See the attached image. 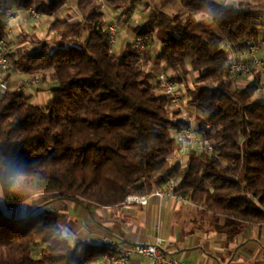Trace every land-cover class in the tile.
Segmentation results:
<instances>
[{
    "label": "trees",
    "instance_id": "16d2710c",
    "mask_svg": "<svg viewBox=\"0 0 264 264\" xmlns=\"http://www.w3.org/2000/svg\"><path fill=\"white\" fill-rule=\"evenodd\" d=\"M107 1L115 9L127 6L128 17L144 0ZM10 2L49 16L69 0H0V10ZM158 2L132 31L160 40L156 63L177 72L166 74L170 80L183 81L181 71L198 74L189 103L207 117L198 118L186 166L171 157L180 149L174 135L189 121L170 117L169 100L158 93L160 73L139 65L132 45L117 58L102 1L80 0L77 22L50 24L55 46L43 39L9 54L12 67L28 76L50 71L53 85L43 106L31 103L24 89L0 90V186L12 211L0 205V264H89L105 252V244L71 245L56 210L14 215L16 206L46 193L115 207L177 182L175 194L204 207L230 240L246 225L264 223L259 74L240 87L228 72L231 50L259 43L264 22L248 0L237 6L227 0ZM176 3L181 8L167 12ZM3 27L0 19V36Z\"/></svg>",
    "mask_w": 264,
    "mask_h": 264
},
{
    "label": "crops",
    "instance_id": "0c3cea01",
    "mask_svg": "<svg viewBox=\"0 0 264 264\" xmlns=\"http://www.w3.org/2000/svg\"><path fill=\"white\" fill-rule=\"evenodd\" d=\"M79 1L69 0L56 14L39 18L30 16L25 10L16 9L10 2L5 10H0L3 34L8 30L13 34L8 55L16 53L21 45L33 46V40L47 39L43 37L44 34L55 40L56 35L48 33L50 24L55 20L77 22L81 17L76 8ZM107 3L104 8L105 21L111 24L121 16L109 2ZM231 4L237 6V0H231ZM174 5L181 7L179 3ZM131 27L130 24L123 29L124 34H117L116 41H120V44L112 51L117 58L124 55L127 46L132 45V40L136 37ZM263 36L264 28L261 38ZM158 42L156 48H148L145 52L147 57L144 55V66L147 71L155 72L158 65L156 57L161 49L160 40ZM163 66L162 63L159 67L164 68ZM44 73L48 78H43L41 86L24 88L30 102L40 106L49 100L50 87L53 85L49 77L50 71ZM37 75L42 76L41 73ZM27 76L14 67L10 73L0 71V81H8L12 85ZM159 95L165 96L162 93ZM179 107H182V104L171 112L172 119H178L176 113L180 112ZM200 117L205 118L207 115L200 113ZM174 155L176 156L171 158L172 162L178 161L182 166H186L187 158H181L178 153ZM3 209L8 214L12 213L6 206ZM46 209L56 210L59 226L71 245L78 242L105 244L109 240L152 243L160 238L163 248L169 254L180 258L183 264H264V223L248 224L236 238L230 240L212 224L202 222L198 218V206L187 198L180 200L150 195L146 205L124 201L118 206L109 207L84 199H62L58 193H46L16 206L13 213L17 217H25ZM127 264H149V260L132 256Z\"/></svg>",
    "mask_w": 264,
    "mask_h": 264
},
{
    "label": "built area",
    "instance_id": "2783aa9c",
    "mask_svg": "<svg viewBox=\"0 0 264 264\" xmlns=\"http://www.w3.org/2000/svg\"><path fill=\"white\" fill-rule=\"evenodd\" d=\"M30 16L41 17L33 8L26 9ZM110 34V50L113 51L114 44L119 31L117 21L112 22L108 26ZM12 39V34L8 30L0 37V71L2 73H10L12 64L8 55L9 43ZM151 44L150 36H136L132 40V46L138 53V64L142 65L145 62V51ZM264 49V36L257 44H248L243 48L231 50V61L229 65V76L234 82H239L241 79L248 76L259 74V80L255 88V93L261 101H264V59L259 57V51ZM43 84L40 76H27L20 79L16 84L12 85L8 81H0V90H19L25 87H38ZM158 89L168 98L170 106H180L181 96L178 91V83L170 80L163 72L158 76ZM198 124H189L182 127L175 133V138L180 145L178 154L181 158H187L194 141L198 138ZM1 170V167H0ZM177 182H171L165 188H158L146 195H132L125 200L127 203H138L146 205L150 195H155L160 198H178L184 200L182 195L175 194ZM161 239L158 238L152 243H138L109 240L105 243L106 250L102 253L93 264H127L132 256L142 257L149 260V264H183V261L169 254L162 246Z\"/></svg>",
    "mask_w": 264,
    "mask_h": 264
},
{
    "label": "rangeland",
    "instance_id": "374dc122",
    "mask_svg": "<svg viewBox=\"0 0 264 264\" xmlns=\"http://www.w3.org/2000/svg\"><path fill=\"white\" fill-rule=\"evenodd\" d=\"M102 1V9L104 10L105 8V5L108 4L107 0H101ZM148 2V3H145ZM229 3H231V0H227ZM250 3H251V7L253 8V10L257 11L259 16H260V20L264 22V0H248ZM159 5V2L158 0H144L142 1L141 3H138L134 6L133 8V11L130 12V14L128 15V17L124 14V11L123 10H126L127 6H125L124 8H121V9H115L113 6V9L118 13L120 14V18L118 17V25H119V34H124L123 33V29H125V27H127L128 25H132L133 26H136L138 24H143L149 13L151 12V8L153 6H158ZM176 5H171L169 6V8H167V12L171 13L172 11H176V10H179L181 7H177L175 8ZM131 27V28H132ZM13 36V34H12ZM43 37H46L49 42L51 44H53V46H55L54 43L57 42V36H56V39L55 40H51L49 37H48V34L47 35H43ZM153 38L151 39V44L149 45L148 48H150V50L154 48H156L158 46V41L159 39L155 36H152ZM117 43L114 44V48L116 49L119 44H120V41H116ZM33 44H36V43H39V41H35L33 40L32 41ZM34 46H25V45H21L20 47H18V51L19 53L21 52H25L27 49H33ZM147 48V50H148ZM147 52V51H145ZM259 57H264V50H260L259 51ZM146 58V57H145ZM146 62V60H145ZM145 62L144 64H142L141 66H144L145 65ZM160 64L157 65L156 67V70H155V73H163V72H166L165 74L167 75H170V76H177V72H174L170 69H166V65L164 64V68L162 67H159ZM145 67V66H144ZM146 68V67H145ZM159 71V72H158ZM178 74H180L183 78V81H179L177 82L178 83V91H179V94L181 96V104H182V107H179V110L180 112H177L176 115L178 116V119H181V120H188L189 121V124H195L197 125L198 124V118L200 117V113L204 114L199 108L195 107V106H192L190 103H189V95H188V89L189 88H195L196 87V79H197V76L198 74L197 73H194V72H189L188 74H184L182 71L179 72ZM42 75H46L45 73H43ZM40 76V75H38ZM42 78V76H40ZM48 77L46 76V79ZM43 80V78H42ZM253 81V76H248L246 78H243L241 79L239 82H234V86H245L246 84L248 83H251ZM158 93H162L161 90L158 89ZM163 94V93H162ZM181 106V105H180ZM190 108H189V107ZM177 106H171L169 107L170 108V111L172 112L173 110L176 109ZM188 107V108H187ZM176 155L172 156L171 158H174ZM0 205L3 206L4 208V203H3V196H2V189H1V186H0ZM198 208H199V214H198V218L202 221V222H205L207 224H212L214 225L215 223L213 222L214 221V217L211 213H208L204 207H202L201 205H197Z\"/></svg>",
    "mask_w": 264,
    "mask_h": 264
}]
</instances>
